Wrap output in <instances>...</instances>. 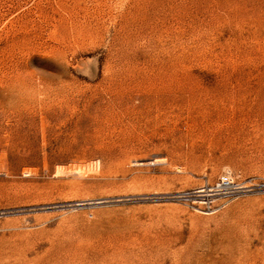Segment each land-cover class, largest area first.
<instances>
[{
	"label": "rangeland",
	"instance_id": "374dc122",
	"mask_svg": "<svg viewBox=\"0 0 264 264\" xmlns=\"http://www.w3.org/2000/svg\"><path fill=\"white\" fill-rule=\"evenodd\" d=\"M0 264H264V0H0Z\"/></svg>",
	"mask_w": 264,
	"mask_h": 264
},
{
	"label": "built area",
	"instance_id": "2783aa9c",
	"mask_svg": "<svg viewBox=\"0 0 264 264\" xmlns=\"http://www.w3.org/2000/svg\"><path fill=\"white\" fill-rule=\"evenodd\" d=\"M225 183H227V182H225Z\"/></svg>",
	"mask_w": 264,
	"mask_h": 264
}]
</instances>
